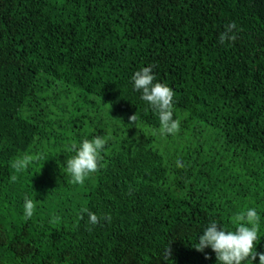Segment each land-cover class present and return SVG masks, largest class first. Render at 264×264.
<instances>
[{
	"label": "trees",
	"instance_id": "1",
	"mask_svg": "<svg viewBox=\"0 0 264 264\" xmlns=\"http://www.w3.org/2000/svg\"><path fill=\"white\" fill-rule=\"evenodd\" d=\"M233 21L237 39L221 44ZM149 65L175 92L180 129L166 135L194 141L171 168L133 90ZM195 123L223 136L218 153ZM96 135L103 167L73 184L67 149ZM25 154L41 159L15 173ZM83 208L111 219L93 226ZM249 208L264 252V0H0V264H217L198 236L212 219L234 231Z\"/></svg>",
	"mask_w": 264,
	"mask_h": 264
},
{
	"label": "clouds",
	"instance_id": "2",
	"mask_svg": "<svg viewBox=\"0 0 264 264\" xmlns=\"http://www.w3.org/2000/svg\"><path fill=\"white\" fill-rule=\"evenodd\" d=\"M237 25L230 22L225 26L219 36L221 44L225 42H234L237 39ZM155 65H149L136 71L131 80L133 90L142 93L141 99L147 102L156 113L160 125V135L175 134L180 129V121L173 118V97L174 90L168 85L155 82L156 77L153 74ZM129 125L135 124L137 120L136 113L129 118ZM107 143V139L96 135L92 139H84L79 144L72 143L68 151L74 153L71 158L66 160V171L71 176V183L82 185L85 179L93 173H96L103 167L101 161V152ZM41 159L39 154L17 157L11 162V168L15 173L26 171L34 162ZM45 160V159H44ZM177 167H184L183 162L177 160ZM11 180L15 182L17 175H12ZM36 204L33 199L25 198L23 212L25 219H30L35 210ZM80 219H83V213H87L88 223L95 226L101 219L109 221L110 216L100 217L89 211L87 208L81 209ZM55 220H59L56 217ZM259 220L260 216L254 208L240 211L234 216V231H230L220 226L218 221L212 219L203 229L202 234L198 236V242L194 246L198 252H203L205 248H211L215 253L217 264H252L256 258H259V264H264V252L256 251V244L259 242ZM91 230V229H89ZM172 255L169 245L164 252L165 261ZM209 257L205 255V259Z\"/></svg>",
	"mask_w": 264,
	"mask_h": 264
},
{
	"label": "rangeland",
	"instance_id": "3",
	"mask_svg": "<svg viewBox=\"0 0 264 264\" xmlns=\"http://www.w3.org/2000/svg\"><path fill=\"white\" fill-rule=\"evenodd\" d=\"M106 107L109 108V110L112 111V114L114 116L120 117L121 120H123L126 117V114L124 112L116 110L112 105L106 104ZM129 118V117H128ZM184 117H181L180 120H182ZM123 126L126 124L122 121L121 123ZM195 127L198 129H202L203 132L200 134V137L197 136L195 139H199V141H204V145L206 149H212L215 153H218L223 147H224V139L223 136L219 135L217 131H214L210 127H206L202 123H195ZM144 130L147 131L148 134H152L154 137L153 140V148L158 149V151L163 155L166 163L171 168L173 165V162L177 159L175 157V154L177 152H180L182 150H186L188 145L193 146L194 141H188L187 138L184 139H178V137L175 135L167 136L160 135L159 130H153L150 127H144ZM218 134V135H217ZM211 137V138H210ZM221 156V152L219 153ZM263 167L261 168V170ZM172 179V174L169 173L167 175L166 184H170Z\"/></svg>",
	"mask_w": 264,
	"mask_h": 264
}]
</instances>
